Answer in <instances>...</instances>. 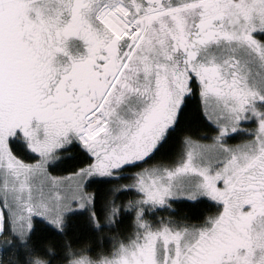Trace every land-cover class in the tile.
Listing matches in <instances>:
<instances>
[{
    "label": "snow or ice",
    "instance_id": "snow-or-ice-1",
    "mask_svg": "<svg viewBox=\"0 0 264 264\" xmlns=\"http://www.w3.org/2000/svg\"><path fill=\"white\" fill-rule=\"evenodd\" d=\"M0 264H264V0H0Z\"/></svg>",
    "mask_w": 264,
    "mask_h": 264
}]
</instances>
